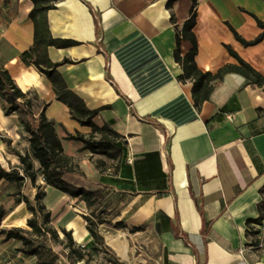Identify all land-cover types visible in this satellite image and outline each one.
Wrapping results in <instances>:
<instances>
[{
	"label": "crops",
	"instance_id": "obj_1",
	"mask_svg": "<svg viewBox=\"0 0 264 264\" xmlns=\"http://www.w3.org/2000/svg\"><path fill=\"white\" fill-rule=\"evenodd\" d=\"M85 1L97 13L102 49L89 7L81 0H59L47 13L56 40L48 55L88 110L104 107L94 121L120 135L117 159L92 154L83 150V143L66 139L67 134L87 138L91 128L72 118L44 74L20 60L34 41L29 17L34 5L30 0H0V64L24 93L35 92L36 116L44 111L55 123L64 153L84 174L66 180L103 195L109 192L111 216L127 227L153 229L164 245L165 264H264V251L255 248V238L248 234V221L260 218L264 200V86L228 74L215 82L210 99L198 110L193 82L181 81L183 69L174 55L177 29L196 13L193 32L201 71L215 74L237 65L232 49L264 76V38L246 46L234 34L253 42L264 33L259 24H264V0H197L194 10L192 0H177L172 8L167 7L169 0ZM192 48L190 40H181L182 56ZM25 133L29 139L19 113H6L0 96V152L13 167L19 158L2 139L25 155L29 140L24 151L18 146ZM62 195L71 202L78 199ZM85 216L72 213L58 225L71 231L82 247L92 241ZM3 220L0 248L7 231ZM0 264H10L1 252Z\"/></svg>",
	"mask_w": 264,
	"mask_h": 264
},
{
	"label": "trees",
	"instance_id": "obj_2",
	"mask_svg": "<svg viewBox=\"0 0 264 264\" xmlns=\"http://www.w3.org/2000/svg\"><path fill=\"white\" fill-rule=\"evenodd\" d=\"M33 3L29 17L34 23V41L32 46L20 55V60L26 65H33L40 73L44 74L52 83L57 100L64 103L70 109L72 118L78 121L83 126L91 128L89 137L83 135L67 134V140H75L83 143V150H88L92 154L104 155L110 159H117L121 155V147L117 144L120 135L117 134L108 125L99 126L94 119L103 108L90 111L87 109L84 101L70 91L66 85L62 75L58 72V63H53L48 55V48L56 45V40L52 38L48 24V11L56 8V3L59 0H30ZM86 4L95 19L97 32V46L102 49V29L97 16V13L92 6L85 0H81ZM177 0H169L168 8H172L173 3ZM193 10L197 4V0H192ZM172 21H175L172 16ZM260 26L264 24L259 21ZM196 25V13L185 23L183 29L176 33V49L174 51L176 61L182 66L183 74L181 76L182 82H193V98L196 108L201 110L204 102L208 101L214 91V84L221 81L228 74H240L244 76L251 84L264 86V76L256 72L249 64L243 61L232 49H229L230 54L238 61L237 65H227L221 68L217 73L201 71L196 63L197 55V41L193 29ZM235 37L246 46L254 45L264 38V33L253 42H247L242 39L236 32ZM182 39L190 40L193 48L189 53L182 56L180 51V43ZM110 79V77L108 76ZM111 80V79H110ZM0 96L4 101V108L6 113L17 111L21 114V123L25 130L29 133V152L22 155L16 152L20 164L8 171L0 165V181L5 180L11 183H16L19 191L25 185L27 180L36 184L38 173L34 168L33 160H37L40 164L39 170L43 176L45 185L52 187L64 194L73 198L82 199L88 207L95 206L99 201L104 199L101 190H86L84 188H76L72 186L67 180L68 175L84 174L79 169V166L73 159L64 153L62 140L59 138L55 123L49 120L45 112L42 111L38 116L35 114L36 101L29 96V93H24L13 80L8 69L0 64ZM143 170V169H142ZM139 171V169H138ZM139 174L144 176V172L139 171ZM38 192L34 199V204L27 197L18 199V203L25 202L27 209L31 212V217L27 220V226L30 230L16 227L6 232L10 239H16L22 243L20 252L26 256H36L41 260L42 247L41 240L48 235L54 240L59 241V234L52 226L56 222L57 217L53 216L52 212L48 210L43 203L46 196L44 188L38 187ZM264 197V191H263ZM200 215L203 217L202 205L196 201ZM264 210V200L261 205V213ZM4 218V210L0 207V223ZM87 222V230L92 236V241L82 247L77 245L73 238L71 231L61 229V232L67 239L64 244L65 248L69 249V261L72 264L85 261L89 262L92 258L93 252L97 251V245L103 243V236L100 234L98 227L103 224V220L94 222L90 217L85 216ZM263 215L259 219L248 221V234L255 238L253 243L258 245L256 236L259 234L258 230L251 229L252 224H261ZM204 223L205 220L203 219ZM184 239L183 236H181ZM180 238V237H178ZM186 245H190L187 239H184ZM55 260L42 262L41 264H54Z\"/></svg>",
	"mask_w": 264,
	"mask_h": 264
},
{
	"label": "rangeland",
	"instance_id": "obj_3",
	"mask_svg": "<svg viewBox=\"0 0 264 264\" xmlns=\"http://www.w3.org/2000/svg\"><path fill=\"white\" fill-rule=\"evenodd\" d=\"M29 95L32 98L36 97L35 92H32ZM21 119V114L19 113L20 123ZM26 135L27 133H25V137L22 136L20 138L18 144L19 149L22 151L26 149L28 139ZM2 141L6 144L8 152L16 155V146H12V141L8 138H4ZM5 160L7 163L6 166L2 162L1 163L3 168L9 171L13 165L7 161L6 156ZM34 168L38 173L36 184L27 180L26 184L19 191L16 183L8 181L0 183V207L4 210V220L2 224L6 225L7 233L10 229H14L15 227L26 226V229H28L27 220L31 217V212L27 209L25 204H22L23 208L20 210L17 201L22 197H27L32 204H34V199L39 189L38 187L41 186L46 192L43 203L46 208L52 212L53 216L57 217L56 222H54L52 226L59 234V241L54 240L51 235L42 239V256L41 260H39L36 256L29 257L20 252V248L22 247L21 242L18 240L16 241V239H10L8 234H6V240L4 241L5 246L3 245V248H0V252L5 255L8 263L41 264L42 262L45 263L50 260H55L54 264H72L68 258L70 250L64 246V244L67 243V239L61 232V229H58V225L62 218H65L72 213L77 215L83 213L90 217L94 222L100 220L104 221L103 224L98 227L100 234L103 236V243L97 245L98 250L93 252L91 258L95 264H165L166 251L164 245L161 238L153 229H148L146 226L130 228L125 225L124 221H118L116 215L111 216L109 211V192L105 193L104 199L99 201L93 207H88L80 198L71 202V200L62 195L60 191L46 186L45 182L41 179L42 175L39 170L40 167ZM72 186L80 188L76 185ZM27 213H29L30 216L25 222L24 216L27 215ZM114 240H122L127 243L129 259L123 258L118 253L113 245Z\"/></svg>",
	"mask_w": 264,
	"mask_h": 264
},
{
	"label": "bare ground",
	"instance_id": "obj_4",
	"mask_svg": "<svg viewBox=\"0 0 264 264\" xmlns=\"http://www.w3.org/2000/svg\"><path fill=\"white\" fill-rule=\"evenodd\" d=\"M0 162H2L5 166L7 165L4 155L0 152ZM14 226V225H11ZM113 245L118 251V253L125 259H129L128 257V245L126 242L122 240H114Z\"/></svg>",
	"mask_w": 264,
	"mask_h": 264
},
{
	"label": "built area",
	"instance_id": "obj_5",
	"mask_svg": "<svg viewBox=\"0 0 264 264\" xmlns=\"http://www.w3.org/2000/svg\"><path fill=\"white\" fill-rule=\"evenodd\" d=\"M263 219L261 224H252L251 229L258 230L259 234L256 236L258 239V245L255 246L256 249L260 251H264V210L262 212Z\"/></svg>",
	"mask_w": 264,
	"mask_h": 264
}]
</instances>
